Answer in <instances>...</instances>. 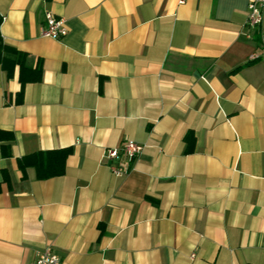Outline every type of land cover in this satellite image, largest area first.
<instances>
[{
  "label": "crops",
  "instance_id": "1",
  "mask_svg": "<svg viewBox=\"0 0 264 264\" xmlns=\"http://www.w3.org/2000/svg\"><path fill=\"white\" fill-rule=\"evenodd\" d=\"M247 5L0 0L3 42L42 70L22 88L20 68L0 66L13 136L0 142V264L46 249L61 264H264V35L245 27ZM46 13L64 38L40 35ZM124 140L141 154L107 162ZM65 148L62 176L19 169Z\"/></svg>",
  "mask_w": 264,
  "mask_h": 264
},
{
  "label": "trees",
  "instance_id": "2",
  "mask_svg": "<svg viewBox=\"0 0 264 264\" xmlns=\"http://www.w3.org/2000/svg\"><path fill=\"white\" fill-rule=\"evenodd\" d=\"M259 31L264 35V26L259 28ZM28 60L29 56L26 53L17 51L13 47L6 45L0 34V66L3 71H5L8 78L13 75L14 68L18 66L20 68L19 80L22 88L26 83H38L41 81L42 70L40 64L33 68L29 65ZM250 63H252V61L248 64ZM239 69L240 68H236L234 71ZM22 94L23 91L21 90L18 94L19 99ZM12 137L10 133L0 131V142L4 140L9 141ZM70 153L71 150L69 148L33 153L19 159L18 166L23 173L28 168H33L39 180L58 177L64 174L65 161ZM1 154L3 158L11 157L9 147L1 145Z\"/></svg>",
  "mask_w": 264,
  "mask_h": 264
},
{
  "label": "built area",
  "instance_id": "3",
  "mask_svg": "<svg viewBox=\"0 0 264 264\" xmlns=\"http://www.w3.org/2000/svg\"><path fill=\"white\" fill-rule=\"evenodd\" d=\"M179 3H185V0H179ZM247 9L248 16L245 27L254 31L264 26V0H248ZM44 17L45 25L40 29V35L42 37L60 40L67 35L68 30L64 18L53 15L52 13H46ZM142 150L143 145L133 140H124L120 148L107 149L104 158L107 162H112L123 155L128 161H132L141 154ZM109 167L116 176L124 173V169L120 166L109 165ZM34 264H61V260L51 249H46L38 255Z\"/></svg>",
  "mask_w": 264,
  "mask_h": 264
}]
</instances>
